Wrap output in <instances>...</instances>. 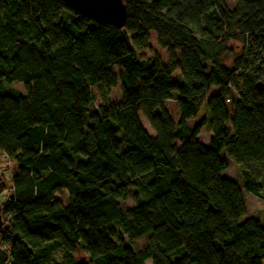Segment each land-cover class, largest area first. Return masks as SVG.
Here are the masks:
<instances>
[{"label": "trees", "instance_id": "16d2710c", "mask_svg": "<svg viewBox=\"0 0 264 264\" xmlns=\"http://www.w3.org/2000/svg\"><path fill=\"white\" fill-rule=\"evenodd\" d=\"M123 2L119 29L60 0H0V158L16 164L0 174V264H264V225L239 222L219 155L264 201V0ZM116 85L118 102L94 105L93 86ZM131 189L142 199L124 208Z\"/></svg>", "mask_w": 264, "mask_h": 264}, {"label": "rangeland", "instance_id": "374dc122", "mask_svg": "<svg viewBox=\"0 0 264 264\" xmlns=\"http://www.w3.org/2000/svg\"><path fill=\"white\" fill-rule=\"evenodd\" d=\"M226 5L229 8H232L235 4V0H225ZM149 47L153 50H155L158 55L161 57V59L166 60L167 54L166 51L163 49H160L159 46L156 43V35L151 32L149 36L148 43ZM234 49V48H233ZM151 56V53L149 51H136V57L138 59L146 60ZM239 53L237 52V49H234V54L229 56L225 63L227 65H230L232 60L235 57H238ZM113 70L116 73L120 72V69L117 67H114ZM12 87L17 89L20 92H23V88L21 84H12ZM91 92L94 98V105L99 106L103 104L104 102H110V103H116L118 102L120 98V90L119 85H116L112 88H102L99 86H93L91 88ZM218 93V90L215 88H210L208 93L206 94V98L216 95ZM166 110L168 111L169 115L172 117L174 122L178 121L179 114H178V107L177 102L175 99H169L164 104ZM227 110L230 111L231 107L228 105ZM205 115L207 116L206 110L204 111ZM202 117L196 118V119H190L187 121V124L190 128H194L200 121ZM140 122L145 129V131L151 135L155 136V133L152 131L150 126L147 124V122L140 118ZM210 137V133L207 129V123L204 128L200 130V133L197 135V139L199 142L208 144V138ZM179 143H175L176 146H178ZM219 155L222 159H224L227 162L226 169L222 172L223 177H226L232 181H234L242 190L243 198L246 206V213L239 218V222H243L244 220L248 218H253L259 221L261 225H264V201L260 200L256 196H254L251 193H248L244 190V179L241 172V166L239 164H236L234 161H232L226 154L225 150H221L219 152ZM16 164L14 162H11L7 160V158H0V174H2L3 177L6 179L9 178L10 172L15 169ZM134 190H129V194L126 197L125 200L121 201V205L124 208H131L134 207L137 202H139L142 198L138 196L137 198L133 195ZM5 199V196H0V202H2ZM55 200L59 201L61 204L66 205L68 202V196L65 192L61 194H57L55 196ZM124 238L126 240H129L126 235H124ZM146 236H140L137 238H134L130 240V244L135 248H142L145 245L146 242ZM59 256V253L57 254ZM74 258L78 262H84L88 259L86 253L82 249H77L74 252ZM145 264H151L150 260H147Z\"/></svg>", "mask_w": 264, "mask_h": 264}, {"label": "water", "instance_id": "95a60500", "mask_svg": "<svg viewBox=\"0 0 264 264\" xmlns=\"http://www.w3.org/2000/svg\"><path fill=\"white\" fill-rule=\"evenodd\" d=\"M68 8L94 21L123 28L127 21V9L123 0H60ZM4 220L0 205V230Z\"/></svg>", "mask_w": 264, "mask_h": 264}, {"label": "crops", "instance_id": "0c3cea01", "mask_svg": "<svg viewBox=\"0 0 264 264\" xmlns=\"http://www.w3.org/2000/svg\"><path fill=\"white\" fill-rule=\"evenodd\" d=\"M209 138H210V137H209ZM209 138H208V139H209ZM208 141H209V140H208ZM203 144H204V143H203ZM205 145H208V144H205Z\"/></svg>", "mask_w": 264, "mask_h": 264}]
</instances>
